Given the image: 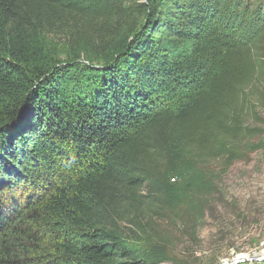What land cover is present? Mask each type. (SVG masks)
<instances>
[{"label":"trees","instance_id":"obj_1","mask_svg":"<svg viewBox=\"0 0 264 264\" xmlns=\"http://www.w3.org/2000/svg\"><path fill=\"white\" fill-rule=\"evenodd\" d=\"M263 49L264 0H0V264H189Z\"/></svg>","mask_w":264,"mask_h":264},{"label":"rangeland","instance_id":"obj_2","mask_svg":"<svg viewBox=\"0 0 264 264\" xmlns=\"http://www.w3.org/2000/svg\"><path fill=\"white\" fill-rule=\"evenodd\" d=\"M42 41L48 46H62L56 38ZM248 98L251 110L259 118L255 123L264 122V68L262 76L247 90ZM205 200L206 215L196 230V239H181L178 246V251L187 252L184 257L188 263L223 264L238 254L255 259L261 252L260 244L264 243V154L254 153L247 161L235 163L218 181L214 194Z\"/></svg>","mask_w":264,"mask_h":264},{"label":"built area","instance_id":"obj_3","mask_svg":"<svg viewBox=\"0 0 264 264\" xmlns=\"http://www.w3.org/2000/svg\"><path fill=\"white\" fill-rule=\"evenodd\" d=\"M259 249L261 252L255 255V259H249L246 254H238L234 258L224 261L223 264H244L245 262H255L258 264L264 262V243L260 244Z\"/></svg>","mask_w":264,"mask_h":264}]
</instances>
